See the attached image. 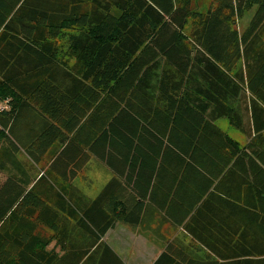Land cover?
Returning <instances> with one entry per match:
<instances>
[{"label": "trees", "instance_id": "16d2710c", "mask_svg": "<svg viewBox=\"0 0 264 264\" xmlns=\"http://www.w3.org/2000/svg\"><path fill=\"white\" fill-rule=\"evenodd\" d=\"M194 1L46 0L38 15L0 14V152L38 161L55 147L66 182L92 158L113 174L94 199L0 183V264H125L104 238L142 226L147 201L167 204L186 239L155 264H264V0Z\"/></svg>", "mask_w": 264, "mask_h": 264}, {"label": "crops", "instance_id": "0c3cea01", "mask_svg": "<svg viewBox=\"0 0 264 264\" xmlns=\"http://www.w3.org/2000/svg\"><path fill=\"white\" fill-rule=\"evenodd\" d=\"M45 1L46 0H0V14L14 15L15 11L24 5V14L38 15L44 13ZM241 110L244 112L243 106ZM248 111L249 109L246 107V112ZM224 121H227L229 126L227 125L226 127ZM215 124L229 136L231 134V131L228 130L229 128L237 130L235 134L240 135L242 138L244 137L246 141L241 147H244L249 143L250 138H248L243 132L232 127L228 119H219ZM233 138L236 139L235 136H233ZM54 148L50 146V149L48 150L49 152L43 155H38V161H35L24 151L15 153L8 144H5V153L0 152V169L2 170L0 183H6L8 179H11L17 184L25 187L26 190L29 191L33 189L41 195H46L52 191L60 192L62 190L83 193L86 190L79 183L80 176L92 163H98L104 170L106 168L111 172L106 165L99 162L97 159L92 158L91 161L77 173L75 178L66 182L63 179V176H60L59 174L60 171H63L60 165H53L56 158V154H52ZM71 166L72 164H70L69 167L71 168ZM112 178L113 174L111 172V176H108L104 188ZM84 195L88 197L87 194ZM54 202L55 200L53 199L52 203ZM158 204L160 203L147 201L149 208L142 226L133 228L118 223L106 234L104 241L125 264H155L169 243L174 240L183 243L186 242L182 229L173 226L169 221L168 205L166 204V206H164L165 209L162 210L161 208H158ZM173 229H176L175 234H172L174 233ZM55 244L56 242L51 245L49 249H53ZM56 251L59 253V256L63 254L59 251V248H57ZM192 254L204 255V251L194 250L192 251Z\"/></svg>", "mask_w": 264, "mask_h": 264}, {"label": "rangeland", "instance_id": "374dc122", "mask_svg": "<svg viewBox=\"0 0 264 264\" xmlns=\"http://www.w3.org/2000/svg\"><path fill=\"white\" fill-rule=\"evenodd\" d=\"M211 0H196L193 3L194 8H200L201 10H206V8L210 5ZM255 14V9L251 11H246L243 18L237 21L236 28L238 29L239 32H244L247 27L249 26L253 16ZM58 47H60V58H66V52H67V47L69 46L68 44V37L61 38L57 42ZM63 54V55H62ZM71 63V62H70ZM226 127L227 125L229 126V123L227 121H224ZM221 124V123H220ZM223 128V127H222ZM229 128V127H228ZM231 131L230 137L238 142L240 145L245 144L246 141L244 137L242 138L240 135H236V131L232 128L228 129ZM233 136L236 137L233 138ZM108 176H111V172H109L106 168L105 170L98 164V163H92L80 176V185L84 187L86 191H84V194H87L89 198H96L102 191L103 188L107 182ZM41 234L43 237L46 239H49L52 235L50 231L47 229L41 228L40 229ZM175 234L176 229H173ZM55 241L51 244L53 245Z\"/></svg>", "mask_w": 264, "mask_h": 264}]
</instances>
